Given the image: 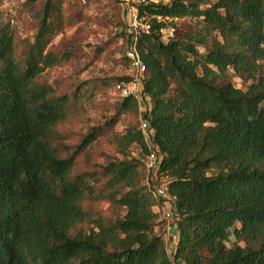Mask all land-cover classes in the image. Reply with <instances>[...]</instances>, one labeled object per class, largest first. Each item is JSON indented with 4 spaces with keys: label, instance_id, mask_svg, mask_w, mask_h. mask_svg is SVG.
Wrapping results in <instances>:
<instances>
[{
    "label": "trees",
    "instance_id": "obj_1",
    "mask_svg": "<svg viewBox=\"0 0 264 264\" xmlns=\"http://www.w3.org/2000/svg\"><path fill=\"white\" fill-rule=\"evenodd\" d=\"M4 1L0 264H264V0H160L139 9L151 25L135 43L145 65L150 147L136 124L113 131L122 116L138 112L133 98L74 146L57 144L58 127L76 115L75 99L37 80L70 59L48 46L66 11L72 16L89 2L31 0L42 7L20 57ZM185 17L199 31L164 42L161 31ZM229 69L246 89L232 84ZM106 133L120 158L80 169L87 148ZM133 145L138 158L128 156ZM149 148L157 158L151 183L167 179L169 197L160 202L169 201L177 216L171 256L155 231L160 202L142 182ZM230 236L244 244L228 247Z\"/></svg>",
    "mask_w": 264,
    "mask_h": 264
},
{
    "label": "rangeland",
    "instance_id": "obj_2",
    "mask_svg": "<svg viewBox=\"0 0 264 264\" xmlns=\"http://www.w3.org/2000/svg\"><path fill=\"white\" fill-rule=\"evenodd\" d=\"M41 2L5 0L1 5L4 18L9 20L16 31L17 53L20 57L24 54L26 44L33 41L40 17ZM63 8L65 11L66 6ZM198 31L199 27L193 18L176 19L163 34L162 40L165 42L170 33L171 37H175ZM128 41L125 15L114 0H90L85 7L73 10L72 16L66 11L65 18L52 35L48 48L53 51L69 52L70 59L45 70L37 80L39 86L75 99L76 115L70 122L58 127L61 139L57 144L74 146L90 128H103L114 116L115 106L122 99L114 92L113 84L117 82V78L128 75L125 57ZM228 75L235 87L246 89L247 83L232 69H229ZM143 103L137 113L122 116L113 131L121 132L128 124H136L139 128V119L147 108L145 101ZM109 136L110 133H106L104 137L99 136L87 148L85 155L80 159V169L99 170L98 165H104L109 159L120 158L115 146L109 141ZM139 150V147L134 145L129 147L128 156L138 158L141 156ZM142 174L143 184H146V179L151 183V177L148 175L147 178L144 168ZM99 208L104 216L110 217L111 212L107 210L106 203H101ZM155 212L157 214L155 231L163 238L167 252L171 256L176 241V213L169 201L160 202ZM122 214L123 211L119 210L115 217ZM234 244L244 243L230 236L226 245L231 247Z\"/></svg>",
    "mask_w": 264,
    "mask_h": 264
},
{
    "label": "built area",
    "instance_id": "obj_3",
    "mask_svg": "<svg viewBox=\"0 0 264 264\" xmlns=\"http://www.w3.org/2000/svg\"><path fill=\"white\" fill-rule=\"evenodd\" d=\"M70 2H79L86 4L90 0H69ZM160 0H117L119 7L122 9L126 19V36L128 38V47L125 52L127 60L128 75L127 79L117 81L113 84V90L118 94L121 99L133 98L137 101L139 108L143 101V77L145 72V65L138 53L135 43L136 41L148 35L151 32L150 18L148 16L139 15V9H143L151 3H157ZM157 20L160 17H156ZM162 34L166 33L161 31ZM172 33H170L171 35ZM168 36L170 38L171 36ZM166 38V39H168ZM139 130L142 132L146 144L150 147V134L148 131L147 121L142 117L139 119ZM156 155L149 148V153L145 156L144 169L148 175L156 170ZM151 177V175H150ZM162 181L159 185H152L149 179H146V184L151 190L153 197L157 200H166L169 197L168 182L166 178H161ZM151 181V178H150ZM151 184V186H150Z\"/></svg>",
    "mask_w": 264,
    "mask_h": 264
}]
</instances>
